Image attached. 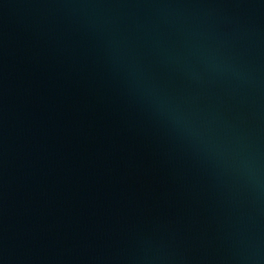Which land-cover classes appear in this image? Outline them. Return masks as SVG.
<instances>
[{"label":"water","instance_id":"obj_1","mask_svg":"<svg viewBox=\"0 0 264 264\" xmlns=\"http://www.w3.org/2000/svg\"><path fill=\"white\" fill-rule=\"evenodd\" d=\"M0 264H264V0H0Z\"/></svg>","mask_w":264,"mask_h":264}]
</instances>
